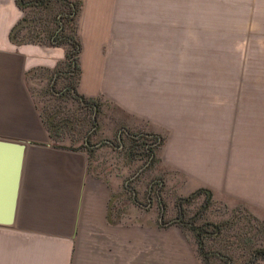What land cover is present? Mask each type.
Here are the masks:
<instances>
[{"label":"crops","instance_id":"1","mask_svg":"<svg viewBox=\"0 0 264 264\" xmlns=\"http://www.w3.org/2000/svg\"><path fill=\"white\" fill-rule=\"evenodd\" d=\"M70 1L80 3L76 91L99 98L112 123L161 139L153 154L178 194L205 188L264 221V0L246 23V97L242 103L238 83H230L235 96L224 120L222 85L206 81L204 39L182 32L175 40L172 0ZM143 9L166 16L143 17ZM22 14L14 0H0V141L23 145L0 147V202L11 196L19 158L13 220L0 226V264H200L177 225L110 220V180L89 170L86 152L47 143L31 79L62 61L64 49L11 42Z\"/></svg>","mask_w":264,"mask_h":264},{"label":"rangeland","instance_id":"2","mask_svg":"<svg viewBox=\"0 0 264 264\" xmlns=\"http://www.w3.org/2000/svg\"><path fill=\"white\" fill-rule=\"evenodd\" d=\"M172 2L173 6L168 9L167 16L173 19L175 40L182 32L190 34L191 38L200 36L204 39L200 48L202 46L204 49L206 81L215 80L221 83L219 92L223 100L222 117L223 120L229 119V106L226 103L235 96V91L229 89L230 83H238L237 96L243 100L242 103L246 97V23L247 19L252 17L256 0ZM145 5L144 3L143 6ZM59 7L57 1L51 0L49 8L29 6L23 10L22 16L25 20L17 25L16 39H28L31 31L42 29L46 22L49 27L50 15L56 16ZM142 13L143 17L166 16L165 9H143ZM182 23L186 25L180 26ZM253 39L251 36L250 48L253 47ZM191 45L197 46V43ZM51 81L49 72L31 79V88L35 92L40 110L46 116L54 115L53 120L66 119L67 122L66 126L57 130L59 135L56 140L47 139V143L86 152L89 170L103 179L110 180V220L121 221V224L157 225L159 228L177 225L195 246L193 227L209 222L219 225V229L216 232L209 229V233L202 234V245L207 258L202 261L198 255L200 264H264L261 257L252 256L255 249L264 250V221L260 223L252 219L243 208H231L228 203L214 199L211 194L208 199L203 194L197 195L191 201L183 202L179 208L176 199L191 192L186 195L176 192L174 184L167 180L165 170L160 169L158 159L153 153L150 165L146 157L128 159L125 149L129 147L131 140L125 132L135 133L138 130L125 129L122 125L108 120V117L103 115V103L99 98L96 130L88 138L92 151H87L82 145L85 134L90 129L88 121L91 113L70 95L58 97L52 93L49 87ZM65 82L66 79L62 77L57 79L54 89H61ZM244 108L238 107V112L242 115L237 123L239 146L244 145ZM152 144L154 151L159 144Z\"/></svg>","mask_w":264,"mask_h":264},{"label":"trees","instance_id":"3","mask_svg":"<svg viewBox=\"0 0 264 264\" xmlns=\"http://www.w3.org/2000/svg\"><path fill=\"white\" fill-rule=\"evenodd\" d=\"M50 1L51 0H14L16 6L22 12L29 6H33L36 8H49ZM54 1H57L60 4V9L58 10L59 12H57L56 16L55 14L50 15L49 27H47L48 23L46 22V26L42 29H39L38 31H31L32 33H30L28 39L17 40L15 37V32L18 31L17 25L21 21L25 20V17L21 16V18L11 28L9 32V39L15 44L38 43L49 46H60L64 49V59L58 62L50 71H47L52 76V81L49 87L51 92L55 93L58 97H62L64 94L70 95V97L76 99L80 103L82 108L91 113L88 121L90 129L89 131H87V134H85V138L83 140L84 144L82 145V147H85L87 151L90 152L92 151V149L89 148L90 146L88 144V138L90 137V135L94 134L96 130V116L99 111V104L97 102V98L86 97L76 91V83L80 74L78 65L80 43L76 33L75 17L78 12L80 3L78 1L70 0ZM61 77L63 79H66L65 84L59 90L54 89L56 80ZM40 114L47 131V136L53 141L56 140L59 135V132L57 130L62 126L67 125L66 119L53 120L54 115L46 116L42 111L40 112ZM125 133L131 140V144L125 149V154L128 159L146 157L148 159V165H150L154 148V145L152 143L157 142V144H159L161 139H159L155 134L141 130H138V132L135 133H131L129 131H126ZM110 144L112 145V143ZM200 194H203L207 199L210 196L209 190L205 188H197L187 196L178 197V199H176V205L180 208L183 202H189L195 196ZM259 222L263 223V221ZM218 226L219 225L205 222L200 226L193 227L196 237L197 252L202 261H205V259L207 258V255L204 254V248L202 245V234L209 233V229L213 232H216L219 229ZM252 256L253 258L259 256L264 260V250L257 248L252 252Z\"/></svg>","mask_w":264,"mask_h":264},{"label":"water","instance_id":"4","mask_svg":"<svg viewBox=\"0 0 264 264\" xmlns=\"http://www.w3.org/2000/svg\"><path fill=\"white\" fill-rule=\"evenodd\" d=\"M5 145H10L14 149L20 150L23 145H17V144H11V143H4L0 141V147H3ZM13 164L16 165L12 183L8 187V192L11 194L10 197H8L7 201L0 202V226H6L9 225L13 220V214H14V207H15V191H16V179H17V166L19 164V158L15 157Z\"/></svg>","mask_w":264,"mask_h":264}]
</instances>
